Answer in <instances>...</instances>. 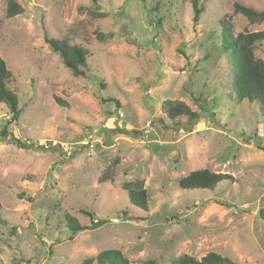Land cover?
I'll list each match as a JSON object with an SVG mask.
<instances>
[{
    "label": "rangeland",
    "instance_id": "rangeland-1",
    "mask_svg": "<svg viewBox=\"0 0 264 264\" xmlns=\"http://www.w3.org/2000/svg\"><path fill=\"white\" fill-rule=\"evenodd\" d=\"M15 1L24 13L9 18L0 0V56L21 111L3 140L10 116L0 104V264H84L106 250L130 264L210 252L264 264V111L235 100L221 43L224 22L235 35L264 30L233 13L236 1L264 0H202L197 20L190 0ZM47 38L85 49L86 76ZM256 55L264 60V46ZM166 100L185 102L198 122L179 119L190 130L177 131ZM200 169L235 181L181 190ZM135 180L148 212L123 189ZM67 217L86 229L72 236Z\"/></svg>",
    "mask_w": 264,
    "mask_h": 264
},
{
    "label": "trees",
    "instance_id": "trees-1",
    "mask_svg": "<svg viewBox=\"0 0 264 264\" xmlns=\"http://www.w3.org/2000/svg\"><path fill=\"white\" fill-rule=\"evenodd\" d=\"M195 11L194 19L197 20L199 14L203 11L202 0H190ZM94 7H99V0H91ZM7 11L9 18H15L24 13V8L15 0H7ZM233 13L235 15H243L250 24L264 23V8L256 9L242 1H236L233 4ZM96 16L105 17L106 14L94 12ZM2 21L0 20V29ZM111 36V34H108ZM100 40L106 38L104 33L97 35ZM222 46L228 55L229 71L232 78V93L235 95V100L240 104L244 101L249 103L258 102L261 110L264 111V60L256 55L257 49L264 46V30L252 33L234 34L232 27L224 22L221 23ZM47 42L51 49L59 55L63 65L68 68L75 76H86L85 69L87 68L88 53L80 46L71 45L65 40L48 39ZM12 74L5 64V61L0 56V104H5L10 119L6 122L4 129L1 132V138H8V126L11 122H17L20 116L19 96L16 88L11 86ZM110 101H115L114 99ZM62 103V102H60ZM119 104V102H117ZM162 113L173 122L179 119L187 118L190 122H198L199 113L191 109L185 102L180 100H166L161 105ZM176 130H190V127L183 123L176 124ZM10 142L19 147H27L20 143L17 139L12 138ZM31 146H28L30 148ZM263 149V148H262ZM117 162H114L111 167L105 172L102 177V182H106L112 178L114 167ZM234 178L229 174L213 172L209 169H200L189 173L178 180V185L181 190H209L214 191L219 184L223 182H234ZM123 189L127 192L129 202L148 212L150 206V194L145 187L143 180H135L127 182L123 185ZM2 209L0 203V210ZM259 217L264 220V209L260 211ZM67 223L75 236L79 232L85 230L76 221L67 217ZM99 225V224H93ZM130 264L129 261L122 255L119 250H106L99 254L96 258L87 260L84 264ZM144 264H157L155 260L146 261ZM172 264H235L228 258L221 256L218 253L210 252L201 260L188 255L181 256L172 260Z\"/></svg>",
    "mask_w": 264,
    "mask_h": 264
},
{
    "label": "water",
    "instance_id": "water-1",
    "mask_svg": "<svg viewBox=\"0 0 264 264\" xmlns=\"http://www.w3.org/2000/svg\"><path fill=\"white\" fill-rule=\"evenodd\" d=\"M113 221H116V222H118V221H119V219H113Z\"/></svg>",
    "mask_w": 264,
    "mask_h": 264
}]
</instances>
